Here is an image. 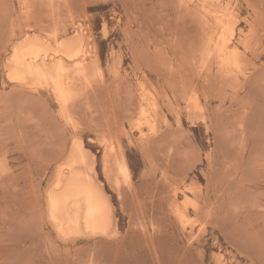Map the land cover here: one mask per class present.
Listing matches in <instances>:
<instances>
[{
    "label": "rangeland",
    "instance_id": "rangeland-1",
    "mask_svg": "<svg viewBox=\"0 0 264 264\" xmlns=\"http://www.w3.org/2000/svg\"><path fill=\"white\" fill-rule=\"evenodd\" d=\"M201 1L0 0V264H264V0H219L239 43L231 68L206 54ZM52 33L94 45L97 67L69 62L65 105L10 76L17 40ZM76 140L114 203L108 234L49 214Z\"/></svg>",
    "mask_w": 264,
    "mask_h": 264
},
{
    "label": "bare ground",
    "instance_id": "bare-ground-1",
    "mask_svg": "<svg viewBox=\"0 0 264 264\" xmlns=\"http://www.w3.org/2000/svg\"><path fill=\"white\" fill-rule=\"evenodd\" d=\"M196 5H198L197 7L200 6L201 8L200 10L201 16H199L200 13L198 12L200 8H198L197 12L194 13L195 10H193L192 12L197 16V19L201 17L199 20H201L202 22L201 27L206 41L205 44L206 54L209 55V57L210 56L212 57V55L218 56L221 59L220 62L219 61L220 59L218 58L219 59L218 63H222V66L224 67L230 66L231 68V66L237 65L238 56H239L238 54L239 43L235 40L237 32L235 30L234 23H232V19L230 21L232 12H230L228 5L225 6L219 0H202L201 3H197ZM48 20L50 21V19ZM212 20H214L215 22L214 24L211 23ZM81 33L80 34L77 33L76 35L74 34L73 36L66 37L63 40H60V37H62L63 35L62 34L58 35V33H52L48 36V38H42V36L40 37L39 35H38L39 37L38 36L34 37L31 36L30 34H27V36H25V38L23 37V39L21 37L20 39L22 40L19 41L18 39L17 40L18 43H16L12 47L13 53L9 63L11 78L20 82H24V81L26 82V80L30 79L33 84H37V85L41 84V85L49 86L56 93L60 103L65 105L66 103H68L67 101L69 95L72 93L71 89L73 88L71 87L74 84V78H75L74 74L72 73L74 71V68H72L73 70L71 69V67L69 66V62L77 61L76 67L78 71L76 69L75 70L80 75H84L87 69H89L91 66L94 68L97 67V66H93L94 65L93 63L95 61L93 63L91 61L92 65L87 64L88 56H90L92 54V50H94V48L91 49L89 46H94V45H90L89 38H87L85 34L83 35ZM200 49L202 48H199V50ZM9 54L11 55V52ZM252 56H256V55H252ZM227 70H231V69H227ZM95 75L97 74L95 73ZM228 79L231 80V78ZM20 84H24V83H20ZM16 91H18V89ZM98 92H100V90ZM83 100L85 99L83 98ZM143 101H147V100L144 99ZM146 104H149L148 106H150L149 102ZM145 110L148 111L146 108ZM145 116L147 118L146 121L149 122L148 121L149 116H147V114ZM73 123L74 122H72V124ZM147 126L149 127L151 125L149 124ZM64 160H66V157ZM105 161L107 162V160ZM63 164L62 167H64ZM64 165H66V167L65 168L61 167L62 168L60 169L61 171L60 170L58 171L60 172L58 174L59 176L56 175L58 178L55 184L51 187L50 191H48V195H47L48 208L50 211L49 214H51L52 218L62 228L74 232H77L81 227L83 228V230L89 233L92 232V233L108 234L112 231H115L117 227V222H116V210L114 203L112 201L111 195L108 194L104 183L100 180V177L97 172L98 170L96 167V161L88 153L83 141L76 140L75 144H73L72 146V150L71 153L69 154V158ZM121 168L124 173L127 174L129 172V168L126 163H123ZM122 170L120 172H122ZM181 211H179L178 213L182 214Z\"/></svg>",
    "mask_w": 264,
    "mask_h": 264
}]
</instances>
